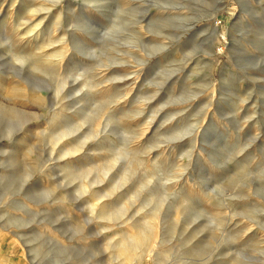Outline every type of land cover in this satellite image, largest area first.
I'll use <instances>...</instances> for the list:
<instances>
[{"label":"rangeland","instance_id":"374dc122","mask_svg":"<svg viewBox=\"0 0 264 264\" xmlns=\"http://www.w3.org/2000/svg\"><path fill=\"white\" fill-rule=\"evenodd\" d=\"M0 264H264V0H0Z\"/></svg>","mask_w":264,"mask_h":264}]
</instances>
